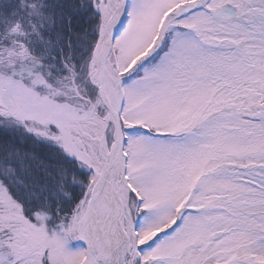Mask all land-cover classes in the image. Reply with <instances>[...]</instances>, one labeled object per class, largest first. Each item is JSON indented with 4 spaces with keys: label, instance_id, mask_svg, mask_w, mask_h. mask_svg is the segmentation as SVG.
Returning <instances> with one entry per match:
<instances>
[{
    "label": "snow or ice",
    "instance_id": "snow-or-ice-1",
    "mask_svg": "<svg viewBox=\"0 0 264 264\" xmlns=\"http://www.w3.org/2000/svg\"><path fill=\"white\" fill-rule=\"evenodd\" d=\"M12 5L0 264H264V0Z\"/></svg>",
    "mask_w": 264,
    "mask_h": 264
},
{
    "label": "trees",
    "instance_id": "trees-1",
    "mask_svg": "<svg viewBox=\"0 0 264 264\" xmlns=\"http://www.w3.org/2000/svg\"><path fill=\"white\" fill-rule=\"evenodd\" d=\"M17 15L16 10H14V5H12V0H4V3L0 5V17H6L9 20V23L15 22V17ZM17 32L20 31L19 24L13 29Z\"/></svg>",
    "mask_w": 264,
    "mask_h": 264
},
{
    "label": "rangeland",
    "instance_id": "rangeland-1",
    "mask_svg": "<svg viewBox=\"0 0 264 264\" xmlns=\"http://www.w3.org/2000/svg\"><path fill=\"white\" fill-rule=\"evenodd\" d=\"M16 31V30H15Z\"/></svg>",
    "mask_w": 264,
    "mask_h": 264
}]
</instances>
